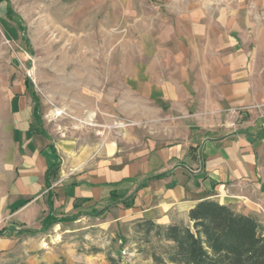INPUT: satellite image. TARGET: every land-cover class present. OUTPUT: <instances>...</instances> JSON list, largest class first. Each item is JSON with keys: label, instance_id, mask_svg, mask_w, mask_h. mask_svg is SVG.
<instances>
[{"label": "rangeland", "instance_id": "374dc122", "mask_svg": "<svg viewBox=\"0 0 264 264\" xmlns=\"http://www.w3.org/2000/svg\"><path fill=\"white\" fill-rule=\"evenodd\" d=\"M9 3L12 18L0 2V230L37 234L0 236V264H153L151 251L161 243L154 234L147 240L139 221L81 216L41 231L49 212L27 223L11 216L14 97H21L19 89L29 81L42 129L56 140L87 148L98 135L112 137L131 126L141 138L167 143L168 122L181 119L192 103L173 92L183 86L181 32L194 23L193 11L199 9L218 34H251L264 24V0ZM216 47L222 49L219 39ZM25 93L33 106L31 93ZM57 111L62 115L55 117ZM54 217L62 218L55 211Z\"/></svg>", "mask_w": 264, "mask_h": 264}, {"label": "crops", "instance_id": "0c3cea01", "mask_svg": "<svg viewBox=\"0 0 264 264\" xmlns=\"http://www.w3.org/2000/svg\"><path fill=\"white\" fill-rule=\"evenodd\" d=\"M198 10L181 32L183 86L173 92L192 103L181 119L168 122L167 143L141 138L131 126L112 137L98 135L87 148L56 140L36 123L24 82L13 101L11 216L36 221L49 212V199L62 217L102 211L116 194L133 201L130 208L109 209L105 215L116 220L191 226L189 212L216 200L264 226V24L251 34H218Z\"/></svg>", "mask_w": 264, "mask_h": 264}, {"label": "trees", "instance_id": "16d2710c", "mask_svg": "<svg viewBox=\"0 0 264 264\" xmlns=\"http://www.w3.org/2000/svg\"><path fill=\"white\" fill-rule=\"evenodd\" d=\"M0 2L7 3L6 15L12 16L9 0ZM26 85L33 97L35 121L44 131L38 99L31 92L29 81H26ZM258 136L260 138L261 134ZM57 171L58 167L51 168L47 173V181ZM119 204L130 208L133 201L131 198L120 199L113 194L110 204L102 211L92 210L73 217L56 218L53 203L49 199V213L43 221L41 231L48 230L56 223L75 221L81 216L103 217L112 206ZM189 219L191 226L161 227L149 220L141 222L145 238L148 240L154 234L161 243L160 247L151 251L153 264H264V226L256 218L238 213L231 206L216 200H204L189 212ZM14 233L34 236L37 231L18 230L17 227L0 230V236Z\"/></svg>", "mask_w": 264, "mask_h": 264}, {"label": "bare ground", "instance_id": "6f19581e", "mask_svg": "<svg viewBox=\"0 0 264 264\" xmlns=\"http://www.w3.org/2000/svg\"><path fill=\"white\" fill-rule=\"evenodd\" d=\"M53 115H54L55 117H57V116H60V115H62V112H58V111H57V112H56V113H54Z\"/></svg>", "mask_w": 264, "mask_h": 264}]
</instances>
